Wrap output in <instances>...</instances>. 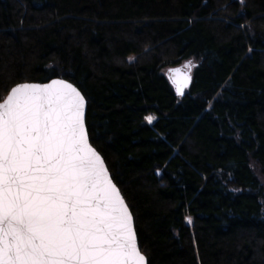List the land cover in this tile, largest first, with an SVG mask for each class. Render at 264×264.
Masks as SVG:
<instances>
[{
	"label": "trees",
	"instance_id": "trees-1",
	"mask_svg": "<svg viewBox=\"0 0 264 264\" xmlns=\"http://www.w3.org/2000/svg\"><path fill=\"white\" fill-rule=\"evenodd\" d=\"M56 76L148 264H264V0H0V101Z\"/></svg>",
	"mask_w": 264,
	"mask_h": 264
},
{
	"label": "snow or ice",
	"instance_id": "snow-or-ice-1",
	"mask_svg": "<svg viewBox=\"0 0 264 264\" xmlns=\"http://www.w3.org/2000/svg\"><path fill=\"white\" fill-rule=\"evenodd\" d=\"M83 108L63 81L18 85L0 103V264H143Z\"/></svg>",
	"mask_w": 264,
	"mask_h": 264
},
{
	"label": "water",
	"instance_id": "water-1",
	"mask_svg": "<svg viewBox=\"0 0 264 264\" xmlns=\"http://www.w3.org/2000/svg\"><path fill=\"white\" fill-rule=\"evenodd\" d=\"M181 70L179 73L174 72V70ZM168 74H169V78L172 82V84L175 86L176 92L179 95H183L186 91V89L190 86L191 82H192V73L190 69H183L180 65H175V66H171L168 70ZM187 78V79H186ZM53 81H63L65 83L71 84L73 87H75L80 94L84 97V108H83V125H84V129L86 131V142L87 145L90 146L92 149L95 150V152L101 157L102 161H103V165L107 170V175L111 180L112 185L115 186V188L118 190L120 196L123 199L124 205L127 207V211L131 216V226L132 229L134 230L135 233V243L136 246L140 252V254L144 257V262L143 264H148V257L146 256V254L141 250L140 245H139V241H138V236H137V232H136V228H135V218L134 215L120 189V187L118 186V184L116 183V181L114 180L110 169L106 163V160L104 158V156L102 155V153L92 144L90 136H89V131L87 128V124H86V115H87V99L84 95V93L82 92V90L72 81H70L69 79L63 77V76H56L53 77L47 81H23V82H19L15 85H13L11 87V89L9 90V92L7 93V95L0 101V103H3L5 101V99L8 97V95L10 94L11 90L15 87H17L18 85H23V84H37V85H49L52 84ZM180 88L182 89V94L180 91H178L177 89Z\"/></svg>",
	"mask_w": 264,
	"mask_h": 264
},
{
	"label": "rangeland",
	"instance_id": "rangeland-1",
	"mask_svg": "<svg viewBox=\"0 0 264 264\" xmlns=\"http://www.w3.org/2000/svg\"><path fill=\"white\" fill-rule=\"evenodd\" d=\"M183 69H191L190 67H188V65L187 64H185V63H181V64H179ZM175 66V65H174ZM185 66H187V67H185ZM171 67V66H170ZM169 67V68H170ZM169 68L168 69H166V70H169ZM149 116H152V117H154L153 115H149Z\"/></svg>",
	"mask_w": 264,
	"mask_h": 264
}]
</instances>
